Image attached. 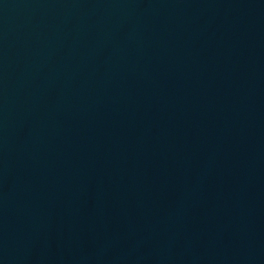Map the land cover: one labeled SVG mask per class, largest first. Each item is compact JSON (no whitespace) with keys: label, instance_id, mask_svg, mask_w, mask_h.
Segmentation results:
<instances>
[{"label":"water","instance_id":"obj_1","mask_svg":"<svg viewBox=\"0 0 264 264\" xmlns=\"http://www.w3.org/2000/svg\"><path fill=\"white\" fill-rule=\"evenodd\" d=\"M0 264H264V0H0Z\"/></svg>","mask_w":264,"mask_h":264}]
</instances>
